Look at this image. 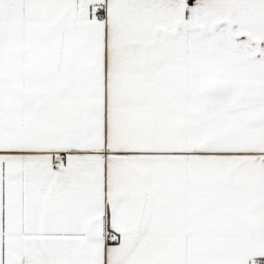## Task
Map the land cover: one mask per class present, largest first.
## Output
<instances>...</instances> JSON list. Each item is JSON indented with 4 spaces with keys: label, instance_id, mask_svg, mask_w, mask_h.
Here are the masks:
<instances>
[{
    "label": "snow or ice",
    "instance_id": "obj_1",
    "mask_svg": "<svg viewBox=\"0 0 264 264\" xmlns=\"http://www.w3.org/2000/svg\"><path fill=\"white\" fill-rule=\"evenodd\" d=\"M0 264H264V0H0Z\"/></svg>",
    "mask_w": 264,
    "mask_h": 264
}]
</instances>
